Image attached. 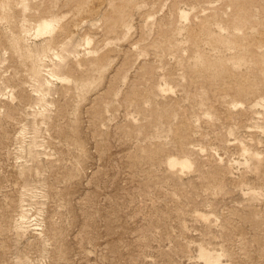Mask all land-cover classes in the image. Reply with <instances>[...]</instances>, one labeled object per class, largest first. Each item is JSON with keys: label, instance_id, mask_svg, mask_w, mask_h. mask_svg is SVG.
Segmentation results:
<instances>
[{"label": "rangeland", "instance_id": "obj_1", "mask_svg": "<svg viewBox=\"0 0 264 264\" xmlns=\"http://www.w3.org/2000/svg\"><path fill=\"white\" fill-rule=\"evenodd\" d=\"M201 250L264 264V0H0V264Z\"/></svg>", "mask_w": 264, "mask_h": 264}, {"label": "bare ground", "instance_id": "obj_2", "mask_svg": "<svg viewBox=\"0 0 264 264\" xmlns=\"http://www.w3.org/2000/svg\"><path fill=\"white\" fill-rule=\"evenodd\" d=\"M166 161L171 169L179 168L183 171L192 168L191 163L185 158L168 157ZM200 257L205 261V264H221L219 255L209 253L205 250L200 251Z\"/></svg>", "mask_w": 264, "mask_h": 264}]
</instances>
